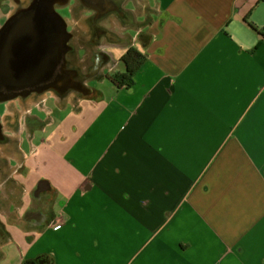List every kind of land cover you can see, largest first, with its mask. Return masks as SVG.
I'll return each instance as SVG.
<instances>
[{
  "label": "crops",
  "instance_id": "1",
  "mask_svg": "<svg viewBox=\"0 0 264 264\" xmlns=\"http://www.w3.org/2000/svg\"><path fill=\"white\" fill-rule=\"evenodd\" d=\"M134 1L89 94L4 107L25 190L0 174V264H264V0Z\"/></svg>",
  "mask_w": 264,
  "mask_h": 264
},
{
  "label": "water",
  "instance_id": "2",
  "mask_svg": "<svg viewBox=\"0 0 264 264\" xmlns=\"http://www.w3.org/2000/svg\"><path fill=\"white\" fill-rule=\"evenodd\" d=\"M103 1L122 9L115 0ZM68 2L31 0L0 27V102L51 89L62 95L73 90L90 93L80 71L68 64L73 33L58 10Z\"/></svg>",
  "mask_w": 264,
  "mask_h": 264
},
{
  "label": "flooded vegetation",
  "instance_id": "3",
  "mask_svg": "<svg viewBox=\"0 0 264 264\" xmlns=\"http://www.w3.org/2000/svg\"><path fill=\"white\" fill-rule=\"evenodd\" d=\"M78 0H72V2H77ZM121 5L125 3L127 0H115ZM81 6L85 7L84 5L88 3L90 4L87 9V11L90 14L88 17V21L90 20L92 23V27L94 30V33L97 37H99V40L101 41V38L103 37V34L111 35L112 30L108 26H106L105 21H109L110 25L113 27L114 25H121L123 26L126 23H129L131 21H134V13L122 8L121 10L118 8H115L114 6H109L107 5L106 2L103 0H99L98 3L93 2L91 0H80ZM87 7V6H86ZM105 13V14H104ZM116 21V22H115ZM117 23V24H116ZM113 34L112 37L110 38L111 40L113 39ZM125 37H120L118 39V42L120 41H125ZM73 51H76L75 46L73 45ZM79 51V49H77ZM110 56L109 54L105 52H99L97 55V61L98 62H106L109 60ZM68 64L70 65V62L68 60ZM96 65V63H95ZM74 68L78 69L80 71V79L84 82L88 81L90 78L94 76L93 72L97 71L96 67H92L91 70L85 72L81 71L79 66H75ZM52 90V89H51ZM48 92V91H47ZM46 92H33L32 94L28 96H19L17 97L20 99L23 104L22 107L24 108L23 110H29L30 106L32 105L31 100L33 98L38 97L39 95H43ZM14 98V99H17ZM13 100V99H11ZM9 100V101H11ZM6 102H0L5 104V110L7 108ZM4 110H0V174L3 176L4 180L1 183L2 187L8 188L10 186H15L16 184V178H15V172L16 168L13 166L11 163L13 152H15V148L19 147V139L14 136L13 130H18L20 128V123H19V118L13 119L12 116H9V113L6 115H3ZM20 116V113H18V117ZM21 152V150H19ZM21 156L24 158V152H21ZM21 186V194L25 190V186L21 183H19ZM44 184L39 185V190L41 191L44 188ZM40 216V212L32 211L30 210L27 214V216Z\"/></svg>",
  "mask_w": 264,
  "mask_h": 264
},
{
  "label": "rangeland",
  "instance_id": "4",
  "mask_svg": "<svg viewBox=\"0 0 264 264\" xmlns=\"http://www.w3.org/2000/svg\"><path fill=\"white\" fill-rule=\"evenodd\" d=\"M30 1L31 0H0V27L18 9L28 6L30 4ZM71 1L72 0H69L68 5L66 4L63 7H58L59 12L65 16V19L68 23V29L73 33V37L70 39V43L76 48L75 52L72 50L67 55L70 62L69 67L74 68L75 66H79L81 71H88L90 70L89 65L92 64V62L90 63L92 59L90 54H88L89 57L86 56L87 47H95V43L97 44L98 42H100V40L99 37H97L94 33L91 21H88V17L91 13L89 14V16L83 15V13L87 11V9H89L88 5L85 4V7H83L81 6V3H79V6H76V2L71 3ZM129 7V11L133 13L138 9V6L134 0L130 2ZM73 17H77V19L73 21ZM108 22L109 21H105V24H109V26H111ZM113 27L120 29L122 28L121 25H114ZM77 49H79V51H77ZM117 51L119 52L118 49ZM91 82L93 83V81ZM72 92L73 91H71V93ZM4 107L5 104L0 103V110H3ZM15 188L17 190V193H20L21 195V186L17 183V181Z\"/></svg>",
  "mask_w": 264,
  "mask_h": 264
},
{
  "label": "trees",
  "instance_id": "5",
  "mask_svg": "<svg viewBox=\"0 0 264 264\" xmlns=\"http://www.w3.org/2000/svg\"><path fill=\"white\" fill-rule=\"evenodd\" d=\"M254 25V24H253ZM143 52L135 46H131L128 51L123 55L122 60L125 64V70H118L114 72L111 78L120 86H126L131 88L134 81L133 75L141 66L143 61ZM46 257H39L38 261L44 260Z\"/></svg>",
  "mask_w": 264,
  "mask_h": 264
}]
</instances>
